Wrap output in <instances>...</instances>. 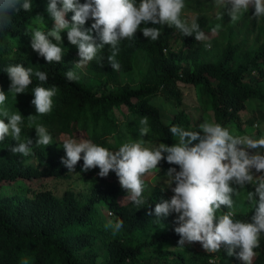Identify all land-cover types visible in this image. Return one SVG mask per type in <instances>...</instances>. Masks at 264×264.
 Listing matches in <instances>:
<instances>
[{
  "label": "trees",
  "instance_id": "16d2710c",
  "mask_svg": "<svg viewBox=\"0 0 264 264\" xmlns=\"http://www.w3.org/2000/svg\"><path fill=\"white\" fill-rule=\"evenodd\" d=\"M43 1L33 0L32 11L21 10L19 14H13L8 28L0 32V90L8 93L5 106L9 113L17 109L24 117L21 140L26 137L35 138V124L40 123L61 146L62 142L58 139L66 136L89 139L110 150H116L127 140L140 138V120L147 117L149 134L160 143L171 146L177 140L171 135L170 127H189L191 118L185 110H179L165 124L160 112L150 101L161 95L173 100L174 106L178 107V82L195 90L197 99L211 111L216 123L236 121L239 135H243L244 125L252 127L257 123L264 124L263 111L244 123L238 117L252 100L264 105V88L261 86L264 83V43L257 50L243 53L241 58L235 55L239 45H227L216 63H194L191 72L181 73L180 67L175 64L179 56L172 53L171 49L164 55L172 29L151 23L142 24L141 28H161L160 37L152 41L138 30L134 39L122 40L116 56L120 64L118 71L109 65L107 57L111 54V48L106 45L102 52L103 60L89 62L88 72L91 77L102 78L108 84L117 80V72H130L135 59L142 54L150 59L145 82L138 88L124 84L115 91L97 95L90 87L77 81H67L65 77L66 71H69L67 64L79 59L78 49L68 42L66 31L61 32V47L65 55L60 63L48 64L34 50L32 53L35 58L21 53L23 46H27L24 43L29 36L30 24L38 21L36 15L44 17L46 29L43 30L53 28L54 21L41 6ZM79 2L84 3L85 0ZM207 2L185 0L186 7L183 10L197 15L196 22L203 32L208 25L205 14ZM253 13L254 8L250 10L251 30L257 19ZM71 15L68 13L66 19L70 21ZM93 22L89 19L85 27H90ZM93 35L99 42L95 32ZM180 40L185 41V45L192 51L199 45L194 36L180 34ZM10 55L14 57L9 58ZM15 64H22L32 69L33 73L32 84L25 93L17 94L16 97L9 92L10 80L6 72L10 65ZM36 71L49 74L46 83L41 84L35 76ZM38 84L45 88L57 87L52 110L45 115H36L35 107L31 104L33 89ZM121 126L130 134L122 133ZM255 134L264 137V130L259 129ZM16 143L11 136L0 142V154L5 151L0 163V192L19 186L26 188V195L0 194V264H23L25 260L27 264H86L89 252L100 238L106 244V264H237L239 258L236 255L228 256L226 246H222L219 252L209 253L197 250L195 242L178 245L180 237L174 232L178 226L175 223L177 214L170 213L160 220L150 214L161 199L170 200L160 187L145 181V203L137 206L128 199L126 190L120 187L114 172H110L106 178L98 175V168L82 172L81 159L74 172L81 171L87 177H95L89 199L81 204L71 193L57 199L51 194L48 185L69 173L61 163V158L65 157L64 150L45 153L41 148L37 149L35 155L38 164L34 168L24 164L27 158H22L21 154L10 152L9 149ZM261 154L264 155V149H261ZM157 167V173L162 177H166L169 168L179 171L178 165H170L165 160ZM233 187L239 189L238 185ZM247 192H255V185L245 184L244 188L238 190V194L233 196L234 210L236 219L251 222L255 209L246 199ZM242 196L245 198L240 199ZM254 199L258 201L259 198L255 196ZM102 204L107 207L110 215L123 221L121 231L114 239L109 235L111 229L104 230L103 218L98 209ZM239 204L243 205L240 210ZM226 211L228 209L221 206L217 216ZM235 251L239 252L240 249ZM254 251L256 255L252 264H264V233L260 236V246Z\"/></svg>",
  "mask_w": 264,
  "mask_h": 264
},
{
  "label": "clouds",
  "instance_id": "9594fccd",
  "mask_svg": "<svg viewBox=\"0 0 264 264\" xmlns=\"http://www.w3.org/2000/svg\"><path fill=\"white\" fill-rule=\"evenodd\" d=\"M218 7L226 10L231 22H237L249 7L254 8L253 16L264 17V0H215ZM185 0H48L46 12L54 21L51 30L46 29L44 17L36 15L43 29L37 28L31 34V48L50 63H60L64 57L61 32H67L68 42L78 49L79 60L75 68H82L93 60L102 61V52L107 45L111 54L107 57L113 70H119L116 60L122 40L134 39L140 30L144 37L156 41L162 29L158 27H142L141 25H167L175 28L183 36H194L197 41L207 39L199 24L193 19L190 23L182 18ZM33 9V0H0V32L5 31L11 23L13 14L21 10L28 12ZM72 13L70 21L66 19ZM224 13L217 16L223 18ZM94 21L90 27L86 22ZM221 29L216 24L212 32ZM98 36L99 42L93 33ZM210 47V45H206ZM10 80L9 92L25 93L32 84V69L22 64L10 65L6 69ZM35 76L46 83L49 74L36 71ZM67 81L80 79L77 72L66 71ZM57 87L45 88L37 85L32 92L31 104L36 115L48 114L53 107V97ZM8 93L0 90V142L7 136L17 141L9 150L22 156L33 155V141L26 137L21 140L24 117L16 109L9 113L5 106ZM30 117H34L31 115ZM5 118L7 123H5ZM140 137L149 134L148 119L140 120ZM36 146L53 144L52 135L40 123L35 124ZM199 131L172 125L171 135L177 143L169 146L165 143H146L144 139H129L115 151L93 143L89 139L67 137L62 141L65 157L61 163L73 173L76 164L82 159V172L98 168V175L106 178L114 172L120 187L126 190L128 199L137 206L143 205V194L146 189L144 177L158 172V164L165 160L168 164L179 166L169 168L165 173V184L171 187L173 195L170 200L161 199L155 204L150 214L156 218H166L176 213L174 232L179 235L178 245L185 242H199L209 253L219 252L222 246L227 247V255H236L244 264H252L255 249L260 246V236L264 233V137L254 138L252 135L239 136L229 128L223 127L214 120H204L198 125ZM197 143H193L196 142ZM252 150V151H250ZM166 154V155H164ZM79 175V173H76ZM245 184L255 185V192H247L246 199L253 204L255 213L251 222L236 219L233 196L238 194ZM238 185L239 189L233 187ZM258 196V201L254 199ZM224 206L228 211L217 216ZM123 221H109L105 226L112 230L113 236L121 231ZM239 248L240 251L235 250ZM23 264H27L25 260Z\"/></svg>",
  "mask_w": 264,
  "mask_h": 264
},
{
  "label": "rangeland",
  "instance_id": "374dc122",
  "mask_svg": "<svg viewBox=\"0 0 264 264\" xmlns=\"http://www.w3.org/2000/svg\"><path fill=\"white\" fill-rule=\"evenodd\" d=\"M48 0H44L41 3L43 9L46 10ZM253 7H249L248 12L244 13L241 19L237 22H231L230 17L226 14V10L222 7H218L215 3V0H208L205 6V14L208 19V25L204 30V33L207 37L204 41H199V45L196 50L192 51L188 49L185 45V41L180 40V32L176 30L174 27L171 28V34L169 37V43L166 46L164 51V55L166 56L168 50L171 49L172 53H175L179 56V59L175 61V64L180 67L181 73L191 72L193 70V64H212L216 63L222 54L223 49L227 45L236 46L239 45V49L236 51L235 55L236 58H241L243 53H247L250 51L257 50L263 43H264V17H257L255 26L253 30L250 28V10ZM221 13H224V16L221 19H217V16ZM197 15L191 12H183L182 18H185L189 21V23L195 19ZM67 18V16H66ZM221 24V29L217 32H212V29L216 26V24ZM54 23L52 24V27ZM166 28H169L167 25H163ZM37 28L43 29V26L39 23V21H34L29 26V36L26 38L27 46H23L21 53L35 58V55L32 53L33 49L29 47L31 44V34ZM210 45V47L206 46ZM14 57V55H10L9 58ZM194 57V58H193ZM79 59H76L69 64H67V68L69 70H73L77 72L80 76L77 82L84 84L92 90L93 93L100 95L103 93H108L110 91L117 90L118 87L128 84L132 88H138L141 86L146 78L147 68L150 65V59L145 55L139 54V56L135 59L133 68L130 72L123 73L117 72V80L111 81L108 84H105L102 78H94L89 75L88 72V64L82 68H75L74 65L78 62ZM251 76H254L253 74ZM247 79L244 80L246 82ZM255 86L254 84H252ZM177 93L180 95V103L178 107L174 106L173 100L167 99L164 96H157L151 99L150 104L157 108L160 112L162 121L166 124L168 123L172 117L178 112L179 110H185L190 118H191V125L186 127V129L196 130L199 131L198 125L203 122L204 120H214L211 111L207 109L202 102L197 99L195 90L187 85H183L181 82L177 84ZM264 88V83L261 85ZM261 111L264 112V105L260 104L257 100H252L251 102L246 104L245 110L241 111L238 114L241 123H244L250 117L256 116ZM215 121V120H214ZM236 121H231L227 124H221L223 127L229 128L234 134L239 135V131L236 127ZM244 125V124H243ZM243 135H252L254 138H261V136L256 135L255 132L257 130H264V124L254 125L252 127L244 125L242 127ZM121 132L130 134L124 126H121ZM53 138V137H52ZM67 138L66 136H61L58 140L61 142ZM144 139L146 143H160L154 136L151 134L145 135L140 137ZM139 138V139H140ZM33 141L32 144V151L33 155L31 156H22V158H27V161L24 163L26 166H32L34 168L37 167V158L35 152L37 149H42L45 153H49L52 151H59L62 150V146L55 142L53 139V144L48 146H36L35 138H31ZM57 140V141H58ZM193 142V143H197ZM177 143V141H176ZM115 151V150H113ZM4 152L2 151L0 154V163L1 156L4 157ZM76 173H79L77 175ZM264 173H257L255 172V176L263 175ZM145 181H148L152 185H156L163 189V191L167 194L169 199H171L173 192L171 191V187H174V183L171 187H168L164 182L167 177H162L158 175L156 171H153L147 174L144 177ZM95 182V177L90 178L83 174L81 171L73 172L63 175L58 180L50 183L48 188L51 194L57 198L61 199L66 193H71L76 201L83 204L87 202L89 199L92 186ZM0 194L2 196L12 195V194H20L26 195V188L13 186L7 189L1 190ZM245 198L242 196L240 199ZM243 201V200H242ZM242 204H239L238 209H241ZM99 212L103 218V225L104 230L108 231L107 228L105 229L106 225L109 221L115 222L117 218L110 215L107 211V207L105 205H100L98 207ZM112 239H114L113 234H109ZM116 236V235H115ZM197 246V250L204 251L205 249L198 243L195 242ZM254 260V258H253ZM252 260V262H253ZM86 264H106L107 262V250L106 244L103 242V239L100 238L96 245L93 246L91 251L89 252L88 258L85 260ZM237 264H244V262L238 259Z\"/></svg>",
  "mask_w": 264,
  "mask_h": 264
}]
</instances>
